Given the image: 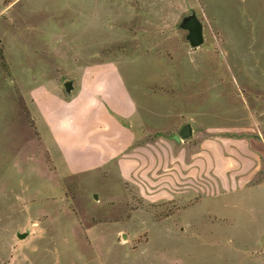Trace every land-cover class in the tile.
<instances>
[{"label": "rangeland", "instance_id": "374dc122", "mask_svg": "<svg viewBox=\"0 0 264 264\" xmlns=\"http://www.w3.org/2000/svg\"><path fill=\"white\" fill-rule=\"evenodd\" d=\"M118 74L141 111L132 172L72 174L70 100L80 121ZM230 123L251 145L227 178L264 181V0H0V264H264V194L218 195Z\"/></svg>", "mask_w": 264, "mask_h": 264}, {"label": "crops", "instance_id": "0c3cea01", "mask_svg": "<svg viewBox=\"0 0 264 264\" xmlns=\"http://www.w3.org/2000/svg\"><path fill=\"white\" fill-rule=\"evenodd\" d=\"M112 80L114 81L112 90H115L116 93H108L105 96H101V98L96 97L97 99L93 98V100L88 101L84 111L81 110L79 112L83 114V116L79 118L80 121H78L77 116V102H74L73 99L70 100V107L74 115L71 114L67 124L69 136L67 139L68 145L65 146L64 161L72 174H82L100 170L112 163H114L115 169L124 179H127L132 172L135 161L130 158L127 152H129L133 145L138 143V139L140 138L139 134L141 132L137 131L135 127H132L130 122H132L136 116L140 119V106L136 103L128 89V85L120 74L112 78ZM221 111L231 112V109L229 108L226 110L224 107H221L218 101V104L214 105L213 108L215 119L218 117L217 113ZM148 112L154 114L152 116L148 115L147 118L152 120L154 125H156V107L153 109L149 108ZM96 113L97 115L95 117ZM90 114H94L93 117ZM166 116L167 115L164 117ZM229 122L232 123L231 120ZM231 123L217 126L216 129L219 133L213 139L212 149L214 162H216L213 167V174L215 179L219 182L218 195L233 191L241 193L246 189L264 194V181L255 183H249L248 181L246 183H237L234 181L235 183L233 182L232 185V181L227 178V174L230 177L232 173H234L236 177L248 176L246 172H238L242 168V164L232 157L233 153L237 156L240 154L239 148H232L235 139L220 132L221 130L238 126V124ZM150 124L149 121L147 130L149 133L156 129L153 125L151 127ZM48 127L52 128L50 124ZM61 127L65 128V125L63 124ZM245 139V137L241 140L236 139L234 143L242 147L251 145L247 144ZM261 143L264 145L263 141ZM62 145H66V142L63 141ZM250 149L251 147L249 150ZM225 161L228 163H225ZM255 175L256 172L252 173L250 176L253 178ZM257 208L264 209V204L257 206ZM256 223L258 224L255 225L260 226V229L264 231V218H261V221Z\"/></svg>", "mask_w": 264, "mask_h": 264}, {"label": "water", "instance_id": "95a60500", "mask_svg": "<svg viewBox=\"0 0 264 264\" xmlns=\"http://www.w3.org/2000/svg\"><path fill=\"white\" fill-rule=\"evenodd\" d=\"M182 27L183 29L188 31L187 40L190 46L196 48L203 44L204 42L203 28L199 20L195 16L186 19ZM65 87L68 88L69 84L67 83ZM191 134H192L191 127L189 125H185L180 129L179 137L181 139L188 138Z\"/></svg>", "mask_w": 264, "mask_h": 264}]
</instances>
